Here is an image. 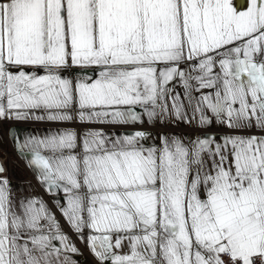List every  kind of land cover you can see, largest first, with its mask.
Returning a JSON list of instances; mask_svg holds the SVG:
<instances>
[{
	"label": "snow or ice",
	"instance_id": "obj_1",
	"mask_svg": "<svg viewBox=\"0 0 264 264\" xmlns=\"http://www.w3.org/2000/svg\"><path fill=\"white\" fill-rule=\"evenodd\" d=\"M5 139L0 264H264V0H0Z\"/></svg>",
	"mask_w": 264,
	"mask_h": 264
},
{
	"label": "crops",
	"instance_id": "obj_2",
	"mask_svg": "<svg viewBox=\"0 0 264 264\" xmlns=\"http://www.w3.org/2000/svg\"><path fill=\"white\" fill-rule=\"evenodd\" d=\"M244 3V0H237V3ZM32 127L28 128V131H31ZM46 131L45 125H40L38 132L43 134ZM0 147L6 152L8 158L6 160V165L9 169V173L12 174V184L16 186L18 191L23 192L28 188L29 182L35 184V181L32 177L31 172L26 168V162L24 160L18 159L16 154L13 153L8 141L5 139ZM81 264H89V258L87 255L76 257Z\"/></svg>",
	"mask_w": 264,
	"mask_h": 264
},
{
	"label": "built area",
	"instance_id": "obj_3",
	"mask_svg": "<svg viewBox=\"0 0 264 264\" xmlns=\"http://www.w3.org/2000/svg\"><path fill=\"white\" fill-rule=\"evenodd\" d=\"M7 158H8V156H7L6 152L0 147V165H4L7 167V165H6ZM8 171H9V169H8Z\"/></svg>",
	"mask_w": 264,
	"mask_h": 264
},
{
	"label": "rangeland",
	"instance_id": "obj_4",
	"mask_svg": "<svg viewBox=\"0 0 264 264\" xmlns=\"http://www.w3.org/2000/svg\"><path fill=\"white\" fill-rule=\"evenodd\" d=\"M234 2L236 3L238 9L242 8L244 6V3H237V0H234Z\"/></svg>",
	"mask_w": 264,
	"mask_h": 264
}]
</instances>
